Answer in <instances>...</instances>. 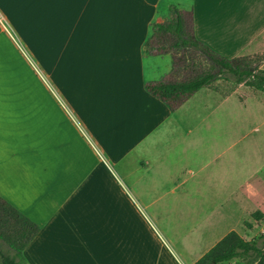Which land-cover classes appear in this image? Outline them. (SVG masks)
Here are the masks:
<instances>
[{
    "label": "crops",
    "instance_id": "crops-1",
    "mask_svg": "<svg viewBox=\"0 0 264 264\" xmlns=\"http://www.w3.org/2000/svg\"><path fill=\"white\" fill-rule=\"evenodd\" d=\"M175 10L220 56L264 53V0H0V197L40 228L25 264L128 256L123 190L148 197L143 210L185 192L202 211L188 229L194 257L264 220V104L216 81L171 111L145 88L171 81L143 49ZM243 115L259 119L249 134ZM87 207L83 222L74 211Z\"/></svg>",
    "mask_w": 264,
    "mask_h": 264
},
{
    "label": "rangeland",
    "instance_id": "rangeland-1",
    "mask_svg": "<svg viewBox=\"0 0 264 264\" xmlns=\"http://www.w3.org/2000/svg\"><path fill=\"white\" fill-rule=\"evenodd\" d=\"M188 14L186 12L182 14L185 22L189 20ZM173 18L174 16L168 21H164L163 24L171 22ZM172 42L173 39L170 36L157 33L152 26L143 49L146 66L148 67L151 61H156L154 65L160 67L158 70L160 72L159 75L167 71L164 77H168L167 79L171 81L187 80L206 67L207 64L198 54L191 50L172 49ZM21 43L23 41L20 40L19 45L21 48H19V53L27 58L30 66L33 64L35 76L41 82V65L38 59L31 55V52L23 45L24 43ZM249 57L253 66H258L264 70V53L254 54ZM218 81L220 82L216 85L222 88L226 95L235 92L244 105H250L256 101L264 104L263 93L244 85H235L223 79ZM243 117L246 120L242 124L243 134H249L250 132L248 130L258 125L256 123H258L259 119L249 115L248 117L243 115ZM252 136L255 137L257 134ZM228 141H230L229 138ZM123 192L125 201L129 202L128 207H130L128 209L124 202V215L128 214L129 217V232H126V228L123 231L119 229L118 232H121L120 236L117 237L121 243L125 244L123 247H128L130 244L131 253L128 256L82 257L83 260H88V264H193L202 257H194V255L192 256L190 254V252L193 254V251H196V253L201 251V246L193 248L192 238L188 232V229L192 227L193 223L199 221V217L202 216V211L200 208L195 209V212H198L197 216L199 214L200 216L196 218L193 215L192 205L187 204V194L185 192L158 193L155 204L148 208L146 207V209L144 208V210L142 208L139 209L137 204L145 207V204L149 201L148 197L142 199L141 196L138 198L135 192L129 191L128 194L124 190ZM80 210L82 213L79 216L78 209L74 211L77 217L79 218L83 214L81 220L84 219L83 222H89V219L85 218V216L92 209L87 207L86 209ZM127 210L128 213L126 212ZM124 220H126V217H124ZM200 225L201 230L199 234H203L205 232L203 229L204 224ZM245 226L242 223L238 231L240 237L245 241H253L262 234L264 220L253 222L251 229ZM109 242L112 243L113 240L110 239ZM89 260L92 261L90 262ZM22 263L25 264L24 261ZM83 264L87 263L83 262ZM224 264H254V258L240 259Z\"/></svg>",
    "mask_w": 264,
    "mask_h": 264
},
{
    "label": "trees",
    "instance_id": "trees-1",
    "mask_svg": "<svg viewBox=\"0 0 264 264\" xmlns=\"http://www.w3.org/2000/svg\"><path fill=\"white\" fill-rule=\"evenodd\" d=\"M174 18L166 24H153L157 33L173 39L172 49L191 50L207 64L187 80L161 81L145 85L148 93L174 111L190 96L218 80L244 85L264 94V70L253 66L249 56L225 58L195 39L191 16L185 22L182 14L173 11ZM260 220L259 215H253ZM247 226H249L247 224ZM39 226L0 197V264H23L25 247L37 235ZM6 248V250H5ZM254 258V264H264V229L253 241H245L230 232L193 264H224Z\"/></svg>",
    "mask_w": 264,
    "mask_h": 264
}]
</instances>
